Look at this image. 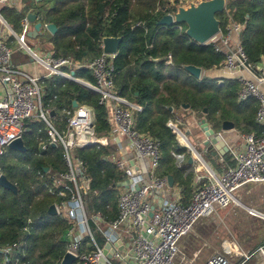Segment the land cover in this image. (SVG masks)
Wrapping results in <instances>:
<instances>
[{
    "label": "built area",
    "instance_id": "obj_1",
    "mask_svg": "<svg viewBox=\"0 0 264 264\" xmlns=\"http://www.w3.org/2000/svg\"><path fill=\"white\" fill-rule=\"evenodd\" d=\"M197 1L200 0L168 1L161 11L163 14H173L177 6H188L190 2ZM224 1L221 12L224 23H220L218 32L206 43L196 44H211L215 52L223 55L218 68L238 82L237 101L254 97L257 100L255 121L264 124V91L261 89V86L264 87V61L255 63L249 60L241 42L245 24L234 17L229 0ZM20 2L21 0H0V6L13 9ZM36 20L46 30L49 22L43 19L42 14H37ZM19 27V32H15L0 13V156L7 151L12 141L23 139L27 132V120L31 117L35 121L44 122L46 126L47 138H39L40 152L53 144L61 146L65 170L48 168L40 177H45L44 186L55 197L53 204L56 215L65 219L66 225L60 237L65 243V252L75 256L73 263L99 264L104 258L105 264H181L184 254L180 251V242L198 221L212 216L218 209L240 205L236 196L240 188L264 183L263 134L245 132L241 134L240 146L233 148L228 145V152L235 163L218 174L206 166L203 169L197 168L199 163L202 164L200 155L204 159L202 153L191 143L177 121L168 120L166 125L175 134L178 145L186 150L171 151L174 164L184 176L194 173V189L187 204L180 201V196L175 191H172L174 199L165 200L164 189L172 187L168 185L166 175H157L155 172L160 161L159 142L149 132L141 131L136 126L134 112H140L143 107L128 102L116 91L113 60L117 53L103 52L101 38V52L88 64L93 72L94 83L86 84L97 94L98 104L106 108L110 124L108 132L98 135L95 133L94 108L81 103L65 109L63 117L58 119L62 126L57 127L51 121V111L56 115L54 108L45 106L43 102V79L54 75L74 79L70 70L77 67L78 62L72 56L39 53L31 47L28 32L33 28V23L28 20L27 14L20 18ZM176 27L181 29V25ZM9 33L13 34L17 49L28 54L41 67L40 75H32L12 63L13 49L7 43ZM165 63H173L171 53L166 55ZM123 136L129 140L130 148L137 158L149 159V177L145 178L141 171L132 172V168L138 166L133 159L127 160L117 154L113 156L109 152L106 157L121 175L115 184L116 214L107 218L100 210L89 209L91 197L97 191L91 189L92 178L88 172V162L72 152L89 143L109 147L110 142L114 144L116 138ZM182 136L188 140L187 143L181 140ZM204 140L205 138L202 143ZM188 156L192 157V163L187 161ZM157 189H161L162 193L155 198ZM158 199L161 206L150 215L152 204ZM30 222L28 219L27 224ZM26 230L27 226L23 227V231ZM97 236L102 239L101 244L98 243ZM118 240H121V244L117 243ZM105 244L109 245L106 250L111 253L110 257L104 253ZM18 245L6 244L2 250L10 253ZM254 252L264 254V247H258ZM251 255L244 254V257L248 259ZM205 264L233 263L229 256L216 252Z\"/></svg>",
    "mask_w": 264,
    "mask_h": 264
},
{
    "label": "trees",
    "instance_id": "obj_2",
    "mask_svg": "<svg viewBox=\"0 0 264 264\" xmlns=\"http://www.w3.org/2000/svg\"><path fill=\"white\" fill-rule=\"evenodd\" d=\"M135 1L141 6L139 11L132 8V0H40L49 3V8L32 11L42 14L46 22L57 27L50 36L51 54L72 56L77 61L85 59L86 64L73 68V72L75 77L90 82L94 77L88 64L100 54L101 38L122 36L113 60L116 91L127 100L143 105L136 114V126L159 142L158 171L174 177L182 188L186 203L192 194L193 175L184 176L176 168L171 151H185V148L178 145L175 134L166 125L182 105L188 104L186 111L194 113L198 119L205 118L215 128L222 121L230 120L240 131L260 134L264 132V125L255 121L257 100L254 97L237 101L239 84L235 79L220 78L210 72L196 78L182 67L193 64L205 70L217 68L222 54L215 52L211 44L192 42L185 34V24H178L181 29L158 25V19L164 14L155 12L157 0ZM35 5L34 0H23L17 14L18 21ZM229 7L234 17L245 24L241 42L249 60L255 63L264 61V0H229ZM216 16L223 24V13ZM168 53L172 54V64L165 63ZM44 90L45 100L56 95L55 105L59 109L71 106L74 99L91 105L97 135L110 128L106 108L98 104L97 94L58 75L46 80ZM26 126V140L23 137L26 151L16 152L27 161L28 170L18 173L5 161L6 152L0 156L2 173L17 186L16 194L0 186V249L6 244H19L14 247L12 255L0 253V264H60L65 252L60 235L66 222L59 215L47 213L55 197L46 190V179L40 174H45V167L65 170L62 148L50 145L36 153L37 143L28 137L47 138L46 126L44 122L33 120L27 121ZM72 153L88 162L91 189L97 191L91 197L89 209L100 210L107 218L114 217L115 184L121 173L107 159L108 150L94 144L77 147ZM108 204L112 207L110 212ZM28 219L31 220L29 224ZM25 226L27 230L23 231ZM98 243H102L100 237Z\"/></svg>",
    "mask_w": 264,
    "mask_h": 264
},
{
    "label": "crops",
    "instance_id": "obj_3",
    "mask_svg": "<svg viewBox=\"0 0 264 264\" xmlns=\"http://www.w3.org/2000/svg\"><path fill=\"white\" fill-rule=\"evenodd\" d=\"M42 31L46 32V33H49V31L44 30V29H42ZM9 38H11V37H9ZM9 42L11 43L13 41L8 39L7 43L10 46ZM29 44H34V42L29 40ZM51 46H52V44H51ZM12 49H13V52H12L11 60H12V63L15 66L26 70L27 72H29L32 75H34V74L40 75L42 73L41 67L38 66L35 62H33L32 58L28 54L18 50L17 47L12 48ZM39 53H41V52H39ZM43 53H50L51 54V50L44 51ZM77 62H78L77 67L78 66H83V65L86 64L85 59H82L80 61L78 60ZM71 72H73V70H70V75H72ZM207 72L215 74V75L219 76L220 78H231V76L229 74H227L226 72H224L222 69H220L218 67L217 68L216 67L215 68H211L209 70L202 69V74L201 75L206 74ZM54 76H56V75H54ZM58 76H61L64 79H67V80H72V81L76 82L78 85H80L81 87L86 88L90 92L94 93L90 89V87L87 86V84H86V83H94V79L90 82V81H88V80H86L84 78L75 77L74 76V72H73V75H72L74 77V79H71V78H69L67 76H62V75H58ZM52 77L43 79V87H44V89H45V86H46V80H48V79H50ZM261 89L264 91V87L261 86ZM55 99H56V95H54V97H50L47 100H45V90H44L43 102H44L45 106H49L51 108L53 107L54 111L56 112V115H54V112L51 111V115H52L51 121L57 127H61L62 125L59 123L58 119H60V117H63V112H64L65 109H70L73 105H71L69 107L65 106V107H62L61 109H59L55 105ZM128 102L135 103V102H131L129 100H128ZM77 103H79V102L77 101ZM81 104H86V103H81ZM141 106L143 107V105H141ZM185 109L186 108H184V110ZM137 113L138 112H134V116H135L136 122H137V118H136V114ZM189 116L194 117L192 112L189 113ZM31 120L35 121L34 119H31ZM169 120L173 121L172 119H169ZM192 121H195V120L189 119V123H192ZM177 122L179 123V126L181 127L182 121H177ZM208 124L216 132H220L222 134L223 138L226 140V142H227V144L229 146H232L233 148H235V147H238V146L241 145V134H243L245 132L240 131L235 126V124H234V128L230 129L228 131H223L221 129V125L218 128H215V127H213L211 125V123L208 122ZM189 127H191V125ZM181 128L183 130H185V132H186L187 129H189L188 125H185V127H181ZM105 132H108V131H105ZM105 132H103V133H105ZM191 132H193V134L196 136V139H195L196 140V144L203 146L202 140L205 137L203 135L202 130L199 128V126H198V128L191 129ZM256 134H258V133H256ZM262 134L264 135V132L260 133L259 135H262ZM187 135H188V133H187ZM237 138H238V140H237ZM109 144H110V146H109L110 148L106 146V149L108 150V153L110 152L113 156L117 154V155L125 157V155L123 153L122 137L116 138L114 144L111 143V142ZM86 145H88V144H86ZM204 148H205V151L212 150L218 156L219 163L223 165V166H221L219 171H217L216 169L211 167L209 162H207L205 160V158H204V160L207 162V164L210 166V168L213 169L216 173L221 174L224 170L227 169L228 166H233L234 165L235 162H234V160H233V158H232V156H231V154L229 152H227L226 156L223 157V156L219 155L218 152L212 146H210V147L204 146ZM128 149L132 151V149L130 148V144H129V148ZM185 151H183V152H185ZM202 155H203V153H202ZM188 158H189V156H188ZM188 158H187V161H188ZM129 159L130 160L133 159L134 163L139 166V168H140V170L142 172V166H141L140 158L130 157ZM155 172H156L157 175H161V176L163 175V174L159 173L158 168L155 170ZM191 174L194 176V173H191ZM143 176H144V174H143ZM258 185L257 184H249V185H246L242 189L240 188L239 190L244 191L243 193L246 194V190L250 189L248 193L249 194L251 193L253 196L255 194L254 197H256L257 194L259 196H261L262 194L264 195V185H261V186H258ZM172 188H177L178 189L177 192L174 190L175 193H177L180 196V201L182 203L187 204L189 199H190V197L188 198V201L185 203L184 200H183L182 188L175 182V180H174V184H173ZM191 188H192V191H193V189H194L193 180L191 182ZM241 191H239V194H242ZM244 194H242V195H244ZM252 195H250V196L253 198ZM243 206L245 207V209L247 211L251 212L252 215H256V216H259L261 218H264V213L255 210L256 209L255 207L252 206L253 208H255V209H253L252 207H249L248 205H244L243 204ZM225 209L226 208L218 209L212 216L202 218L200 221H198L195 224L193 230L181 240V242H180V251H181V253L184 254L187 257V260L190 263H193V264H205L206 261L210 258V256L212 254L216 253V252L223 253V254L229 256L231 258L233 264H240V263L241 264H264V254L259 253V252H254L258 247H262V246L264 247V244H263L264 241H261L259 243L260 246H258V247L256 246V248L253 251L249 252V253L245 252L242 249L240 251L237 250L239 247L234 242L229 241L228 239H223L221 241V243H220L221 251L209 249L210 241H214V237L212 236V230H213V228H215V226H217L220 223V221L223 220V217H221V216H222V214L224 216ZM116 210H117V203H116ZM220 218H222V219H220ZM97 238L99 239L98 236H97ZM247 253L248 254H252V255L248 259H245L244 254H247ZM63 255H62V257H63ZM62 257H61V259H62ZM61 259H60V262H61ZM235 261H239V262H235Z\"/></svg>",
    "mask_w": 264,
    "mask_h": 264
},
{
    "label": "rangeland",
    "instance_id": "obj_4",
    "mask_svg": "<svg viewBox=\"0 0 264 264\" xmlns=\"http://www.w3.org/2000/svg\"><path fill=\"white\" fill-rule=\"evenodd\" d=\"M168 1H175V0H157V2L155 3V9H154L155 12L161 11L162 6L166 5ZM34 3L36 4L35 7L30 8L28 12L35 10L36 8L38 9L41 8L42 10L43 9L47 10L49 8V3L35 2V0H34ZM22 4H23V0H21L18 6L13 9L8 8L6 6H0L1 15L12 26L15 32H19L20 30L17 14L19 13L21 9ZM132 8L136 11H139L141 9V6L137 1L132 0ZM9 34L11 37L9 39L13 41L11 43L9 42L10 46L12 48L17 47L13 34L12 35L11 33ZM50 36H51L50 33H46L42 31V33H36L34 36H31V37L28 36V38L30 41L34 42V44H30L31 47H33L36 51L43 53L44 51L51 50V48L53 47V45L51 46L52 42L50 40ZM189 113L190 111L184 110V107L182 106L180 111L176 113L175 115H173L171 119L173 121H182L181 127H185V125H188L189 129H187L186 132L188 133L189 140L193 144H195L196 148L199 151L203 153L205 160L209 162L210 166L216 169L217 171H219V169L223 165L219 163L218 156L212 150L205 151L204 144L203 146L196 144V140H195L196 136L193 134V132H191V129L198 128L197 122L199 121L198 119L199 117H197V115H195L194 113H193L194 117H191L189 116ZM31 118H29L27 121L31 120ZM189 119H192L195 121H192V123H189ZM190 125L191 127H189ZM24 137L26 140L27 135H25ZM30 138L31 139L33 138L32 141H35L37 143L36 153H40L39 144H38L39 138L37 137L34 138L33 136L28 137V139ZM122 142H123V153L125 155V159L129 160L130 157H136V153L128 149L129 144H130L129 140L123 136ZM16 151L17 150H12L10 148H7L4 159L7 163H10L14 166L15 171H17L18 173H22L25 171V169L28 170V163L26 160H24V157H20L21 155L17 153L20 151H17V152ZM140 162H141L142 172L144 174V177L148 178L149 177L148 170L150 169V161L148 158L140 157ZM261 185H264V183H261L258 186H261ZM174 190L176 192L178 191L177 188H171V189L165 188L163 192L164 199L165 200L174 199L175 196L172 194V191ZM249 190L250 189L246 190V194L243 193L244 191L239 190L244 195L239 194V191L236 192L237 199L243 201L241 202L242 205L243 204L248 205L249 207L253 206L256 208L255 209L252 207L253 209L264 213V195L261 193L262 194L261 196L257 194L256 197H254L255 194L254 196L251 193L249 194L248 193ZM250 195H252L253 198ZM116 199L117 197L115 198V201ZM108 205L109 206H107L108 207L107 210L108 212H110L112 211V207L110 204ZM248 212L249 211H247L245 207L244 206L242 207L241 205H232L226 208L224 211L225 213L224 216L223 214L221 216L223 217V220L220 221V223L217 226H215V228H213L212 230V236L214 237V241H210L209 249L221 251L220 243L223 239H228L229 241L234 242L239 247L237 250L240 251L242 249L248 253L253 251L256 248V246L257 247L260 246L259 243L261 241H264V218H261L256 215H252ZM100 225L103 228L105 227L103 223H100ZM96 235H98V233H96ZM13 252L14 251L12 250L10 251L9 254L12 255ZM235 262H239V261H235ZM181 264H193V263H190L187 260V257L184 255V259L182 260Z\"/></svg>",
    "mask_w": 264,
    "mask_h": 264
},
{
    "label": "water",
    "instance_id": "obj_5",
    "mask_svg": "<svg viewBox=\"0 0 264 264\" xmlns=\"http://www.w3.org/2000/svg\"><path fill=\"white\" fill-rule=\"evenodd\" d=\"M40 0H35V2H39ZM225 5L224 0H200L197 2H190L188 6H177L176 11L173 14H164L162 15L158 21V25L162 26H177L178 24H185V34L194 42L199 44L206 43L213 35H215L219 30L220 20L217 18V14L223 11ZM28 20L33 23V28L28 32V36H34L36 33H42V24L40 21H37V14L35 12L27 13ZM46 30L49 33L54 34L57 30V27L54 23H48L46 25ZM122 36H103V52L107 54H116L118 53L119 45L122 42ZM184 70L192 74L196 78H200L202 74V67L196 66L193 64H186L182 66ZM73 75V72H71ZM77 101L74 99L72 101L73 106H77ZM184 108H188V104L182 105ZM171 109V107H170ZM206 110L204 109V112ZM199 128L202 130L205 140L203 144L207 147L212 146L219 155L223 156L229 151V146L226 140L223 138L220 132H216L212 127L209 126L208 121L205 118L199 119L197 122ZM234 128V123L230 120H224L221 123V129L223 131H228ZM88 145H94V143H89ZM55 146V144H53ZM8 148L12 150H17L20 152L26 151V146L24 144V140L22 138H18L12 141ZM188 162L192 163L193 159L191 156L188 158ZM207 167V166H206ZM208 168V167H207ZM47 167L44 168V171H47ZM209 169V168H208ZM139 166H134L132 168V172L140 173ZM168 185L170 187L174 184V178L171 174L167 175ZM0 186L11 190L13 193H17V186L12 183L5 174H0ZM162 190L157 189L155 191V198L157 194H161ZM161 206V201L158 199L154 201L151 207L150 215H152L153 211H156ZM47 213L50 215H56L55 205L52 203L48 209ZM117 243L121 244V240H118ZM108 244L104 246V253L107 257L111 256L110 252H107ZM3 250L0 249V253ZM75 260V256L66 251L61 259L60 264H73ZM104 258H102L99 264H105Z\"/></svg>",
    "mask_w": 264,
    "mask_h": 264
},
{
    "label": "bare ground",
    "instance_id": "obj_6",
    "mask_svg": "<svg viewBox=\"0 0 264 264\" xmlns=\"http://www.w3.org/2000/svg\"><path fill=\"white\" fill-rule=\"evenodd\" d=\"M181 140L183 141V142H185V143H187L188 142V140L185 138V137H181ZM189 143H190V141H189ZM189 145H191V146H193L192 144H189ZM194 149V148H193ZM195 150V149H194ZM195 152H197L196 150H195ZM197 154H198V152H197ZM200 157H201V159H202V164L201 163H199L198 165H197V168L198 169H203L205 166H207L209 169H211L210 168V166L207 164V162L202 158V156L200 155ZM239 201V203H240V205L243 207V205H242V203L241 202H243V201H241V200H238Z\"/></svg>",
    "mask_w": 264,
    "mask_h": 264
}]
</instances>
